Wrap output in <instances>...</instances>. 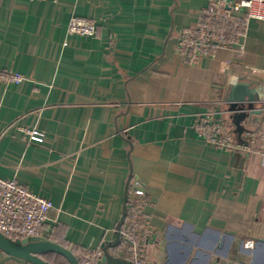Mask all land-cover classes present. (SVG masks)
Segmentation results:
<instances>
[{
    "label": "crops",
    "instance_id": "0c3cea01",
    "mask_svg": "<svg viewBox=\"0 0 264 264\" xmlns=\"http://www.w3.org/2000/svg\"><path fill=\"white\" fill-rule=\"evenodd\" d=\"M207 4L0 0V76L26 77L0 79V178L54 204L48 240L103 251L116 239L128 187V200L148 197V264H264V162L261 142L248 136L264 127V100L242 135L226 101L234 79L264 99V21L249 24L241 51L219 48L189 66L180 33ZM72 17L95 20L97 34L70 35ZM211 112L255 150L204 142L196 123ZM0 264L30 263L0 251Z\"/></svg>",
    "mask_w": 264,
    "mask_h": 264
},
{
    "label": "built area",
    "instance_id": "2783aa9c",
    "mask_svg": "<svg viewBox=\"0 0 264 264\" xmlns=\"http://www.w3.org/2000/svg\"><path fill=\"white\" fill-rule=\"evenodd\" d=\"M47 1V0H37ZM207 6L199 13L196 24L183 29L178 42V52L183 62L198 67L211 58L219 48L242 50V42L252 21H264V0H206ZM93 19L72 17L68 25L70 35L93 37L97 34ZM6 85L20 84L26 79L19 73H3ZM261 110V109H260ZM196 128L200 137L209 145L224 151L253 152L251 146L236 143L232 127L216 118L215 113L198 117ZM24 135L32 141L43 142L44 134L36 129H24ZM252 144L261 142L264 162V127L257 125L248 132ZM149 201L145 193H135L127 204V217L121 229V242L115 257L134 264L147 263V247L155 231L145 213ZM54 204L20 184L16 180L0 178V233L12 240L47 238L44 230ZM247 247H254L248 242ZM79 264H97L104 256L102 250L70 249Z\"/></svg>",
    "mask_w": 264,
    "mask_h": 264
},
{
    "label": "water",
    "instance_id": "95a60500",
    "mask_svg": "<svg viewBox=\"0 0 264 264\" xmlns=\"http://www.w3.org/2000/svg\"><path fill=\"white\" fill-rule=\"evenodd\" d=\"M257 88H252L251 84L232 80L227 89L226 101L229 104V111L233 124L235 126V133L242 135L247 131L244 123L247 119L251 122L252 115H258L260 111L256 109L258 101L264 100L261 97L256 98L258 94ZM131 180V179H130ZM128 204V187L124 197L123 214L120 220V225L116 233V239L112 244L103 247L104 256L101 264H134L126 259L114 257L111 253L112 248H116L121 242V229L127 217ZM0 251L8 256L23 260L30 264H53L44 259L47 254H56L62 256L69 264H79L74 253L66 247L57 244L47 238H24L21 240H12L0 233Z\"/></svg>",
    "mask_w": 264,
    "mask_h": 264
},
{
    "label": "trees",
    "instance_id": "16d2710c",
    "mask_svg": "<svg viewBox=\"0 0 264 264\" xmlns=\"http://www.w3.org/2000/svg\"><path fill=\"white\" fill-rule=\"evenodd\" d=\"M128 202H131V200L129 199ZM44 259L53 264H65L64 262H67L65 258L56 254H47L44 256Z\"/></svg>",
    "mask_w": 264,
    "mask_h": 264
},
{
    "label": "rangeland",
    "instance_id": "374dc122",
    "mask_svg": "<svg viewBox=\"0 0 264 264\" xmlns=\"http://www.w3.org/2000/svg\"><path fill=\"white\" fill-rule=\"evenodd\" d=\"M61 262V261H60ZM65 264H68L67 262H64Z\"/></svg>",
    "mask_w": 264,
    "mask_h": 264
}]
</instances>
